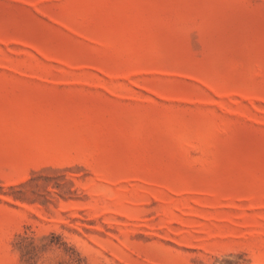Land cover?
<instances>
[{"label":"rangeland","instance_id":"374dc122","mask_svg":"<svg viewBox=\"0 0 264 264\" xmlns=\"http://www.w3.org/2000/svg\"><path fill=\"white\" fill-rule=\"evenodd\" d=\"M0 264H264V0H0Z\"/></svg>","mask_w":264,"mask_h":264}]
</instances>
